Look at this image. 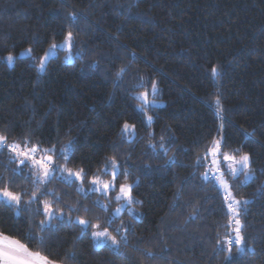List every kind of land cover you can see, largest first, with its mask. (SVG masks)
I'll return each mask as SVG.
<instances>
[{
  "label": "trees",
  "instance_id": "trees-1",
  "mask_svg": "<svg viewBox=\"0 0 264 264\" xmlns=\"http://www.w3.org/2000/svg\"><path fill=\"white\" fill-rule=\"evenodd\" d=\"M72 11L80 17L72 29L78 33L73 60L58 51L46 71H38L37 61L50 44L63 42ZM28 48L35 60L19 57ZM9 51L17 59L12 66L0 60V132L10 142L31 134L33 143L45 147L72 140L68 166L90 174L115 155L132 173L130 182L139 181L133 189L139 203L133 205L136 218L122 211L115 220L129 229L119 252L96 247L67 222L40 249L27 236L42 217H17L5 207L0 232L62 264H264V195L257 191L264 187V0H0V57ZM209 65L220 69L216 82L209 79ZM125 66L114 86L116 72ZM141 77L159 88L150 126L132 98ZM217 91L225 150L242 148L255 161V182L242 184L243 176L232 182L235 195L251 202L243 222L255 252L237 253L233 247L229 261L220 251L229 234L222 192L195 165L218 138L221 121L211 107ZM124 121L136 125L131 143L120 134ZM15 166L7 152L0 154V174L10 176L4 169ZM16 184L32 189L22 178ZM47 188L61 198L60 207L77 209L73 219L103 222L108 216L94 205L98 194L86 197L57 177ZM84 208L90 210L86 215ZM109 208L116 209L114 200ZM73 245L75 260L65 259Z\"/></svg>",
  "mask_w": 264,
  "mask_h": 264
},
{
  "label": "snow or ice",
  "instance_id": "snow-or-ice-1",
  "mask_svg": "<svg viewBox=\"0 0 264 264\" xmlns=\"http://www.w3.org/2000/svg\"><path fill=\"white\" fill-rule=\"evenodd\" d=\"M61 2L63 3V0ZM79 19L80 17L75 11L68 13L69 30L64 34L63 43L53 42L50 44L48 51L37 61L38 71H46V65L50 57L61 47L69 53L66 59H73L71 53L75 46V35L78 33L74 34L72 29ZM26 53L35 60L32 55V48H28ZM16 59L17 57L11 51L0 57V60L9 66H12ZM126 71L127 66L121 67L116 72L117 79L114 81V86L122 80ZM208 76L210 81H218L221 78L219 67L209 65ZM136 92L137 94L132 98L137 101V110L150 126L154 116L149 112L151 107L157 103L156 97L159 93L157 82L153 80L146 84L141 77L136 86ZM211 95L213 96L211 107L217 119L221 121V126L218 129V138H213L211 144L205 148L203 155L196 157L195 165L204 169L202 173L203 180L206 183H214L217 189L222 192L228 221L225 227L229 234L224 238L220 251L224 253L225 261H229L232 259L233 247H235L237 253L255 252L253 247H248L249 237L244 233L246 225L243 222V217L247 213V208L251 202L248 199L238 198L233 191L235 185L232 183L240 176L244 177V180L241 181L242 184L255 182L256 176L253 168L255 161L252 155L244 152L242 148L225 150L227 149V143L223 135L224 109L221 97L218 91ZM120 134L129 143L133 142L136 125L124 121L121 125ZM247 135L252 137L254 133H248ZM30 136L31 134H26L23 140L10 142V137L6 133L0 132V154L7 152L9 162L16 165L15 168L4 169V172L6 174L10 173V176L0 174V207L8 208L17 217L25 214L42 217L38 224H34L35 231L30 226L27 236V239L35 241L40 249L48 248L51 238L67 222L72 226L78 225L80 236H90L96 246H107L111 250L119 252L121 246L126 244L127 237L120 236L118 238L117 234L127 233L129 229L123 223L115 229L112 226L120 213L125 210V206H127L126 210L131 215L134 211L132 206L139 203L133 196V189L139 181L130 182L132 173L124 164L120 163L115 155L109 157L96 173L90 174L83 167L74 169L68 166L72 162L75 152V145L72 140H69L67 144L59 146L51 144L45 147L42 141L33 143ZM149 147L153 150L157 148L154 144H150ZM159 148L163 149L164 155H167L168 149L163 143L159 145ZM171 163L174 164L175 161L172 160ZM262 173H264V170H262ZM57 176L69 186L76 184L77 192L84 193L86 197L88 193L99 194L94 201V205L98 206L103 212L108 213L107 218L101 222L100 218L96 217V222H93L85 216L76 215L73 219V213L77 212V209L72 205L60 207L61 198L54 191H49L47 188L51 180ZM17 178H22L25 182L30 183L32 185L31 191L20 188L16 184ZM86 183L89 185L87 190L84 188ZM257 191L264 195V187ZM112 200L117 203L123 202L120 203V207L115 209L114 215L109 208ZM104 201H108V203ZM33 205H36L34 213ZM83 211L86 215L90 210L84 208ZM216 243L221 245L220 240H217ZM148 255L151 256L152 253L149 252ZM64 258L75 260V245H73L72 251L65 253ZM0 264H62V261L51 259L50 253L44 254L41 250H31L20 239L0 232Z\"/></svg>",
  "mask_w": 264,
  "mask_h": 264
},
{
  "label": "rangeland",
  "instance_id": "rangeland-1",
  "mask_svg": "<svg viewBox=\"0 0 264 264\" xmlns=\"http://www.w3.org/2000/svg\"><path fill=\"white\" fill-rule=\"evenodd\" d=\"M62 43H63V42H62ZM62 43H60V44H62ZM26 50H27V49H26ZM26 50L22 51V52L19 54V57H27L28 55H27V53H26ZM58 51H64V52H66L64 55H65V60H66L67 62H70V61L73 60V59H71V60L66 59V57L69 55V53H68L67 50L64 49L63 47L57 49L56 53L53 54L50 58L56 56L57 53H58ZM22 53H23V55H21ZM71 55H72V54H71ZM72 57H73V55H72ZM37 65H38V64H37ZM156 104H157V103H156ZM158 104H159V103H158ZM57 178H59V176H57ZM105 178H106V177H105ZM59 179H60V178H59ZM243 180H244V177H243ZM77 183H78V182H77ZM75 186H76V188H77V185H76V184H75ZM88 187H89V185H87V184L84 185L85 190H87ZM82 194H84V193H82ZM88 194H91V193H88ZM98 195H99V194H98ZM114 201H115V200H114ZM115 202H116V201H115ZM120 203H123V202H120ZM120 203H117V202H116V208H117V207H120ZM132 207H133V206H132ZM126 208H127V206H125V210H124V211H127ZM133 209H134V207H133ZM121 213H122V212H121ZM121 213H120V214H121ZM127 213H128V212H127ZM114 214H115V210L113 211V215H114ZM128 214H129V213H128ZM131 216H133L134 218L137 217V215L135 214V211L132 212ZM116 227H120V226H116L115 224H113L112 228L115 229ZM110 230H111V229H110ZM114 234H116V233H114ZM117 235H118V234H117ZM120 236H124L123 232L119 233L118 238H120ZM94 244H95V242H94ZM95 246H96V245H95ZM96 247H100V246H96Z\"/></svg>",
  "mask_w": 264,
  "mask_h": 264
}]
</instances>
